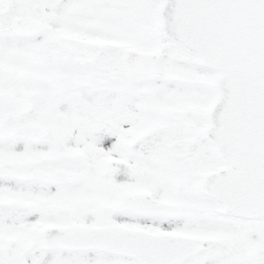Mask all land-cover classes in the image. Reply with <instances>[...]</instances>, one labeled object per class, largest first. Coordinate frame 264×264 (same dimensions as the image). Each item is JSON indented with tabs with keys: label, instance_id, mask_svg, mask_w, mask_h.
<instances>
[{
	"label": "snow or ice",
	"instance_id": "1",
	"mask_svg": "<svg viewBox=\"0 0 264 264\" xmlns=\"http://www.w3.org/2000/svg\"><path fill=\"white\" fill-rule=\"evenodd\" d=\"M0 264H264V0H0Z\"/></svg>",
	"mask_w": 264,
	"mask_h": 264
}]
</instances>
